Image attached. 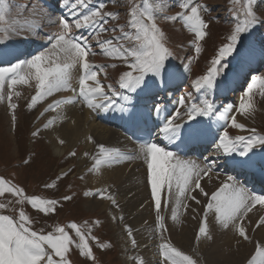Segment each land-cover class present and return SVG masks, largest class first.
<instances>
[{"label": "rangeland", "instance_id": "rangeland-1", "mask_svg": "<svg viewBox=\"0 0 264 264\" xmlns=\"http://www.w3.org/2000/svg\"><path fill=\"white\" fill-rule=\"evenodd\" d=\"M196 2L207 6V10H203L201 16L202 19L208 22L205 39L196 41V44L200 47L199 53L195 51V45L193 44L195 36L187 29L183 21L177 20L171 22L165 19L166 16L176 15L184 11L178 6L179 0H116V2H113V0H91L90 3H87L86 7H80L77 11L83 13L87 10H91L92 12L104 4L102 11L119 13L116 19H109V22L104 25V27L108 28V31L101 34V37L103 39H113L114 43H124L125 46L132 47L138 46L139 41L133 40L131 44H128L126 41L118 40L120 32L117 26L125 25V31L134 33L135 29L128 26L131 21L130 10L136 5H139L141 8L147 5L155 17L157 27L165 34V46L172 53L171 58L166 61V68L170 69L172 67V70H175V68L178 67L177 69L179 71L189 65V60H191V58L194 60V63L196 62L197 70L190 72L189 78L186 80V85L188 84L190 87L189 92L193 94V82L200 76L207 74L208 69L212 67L211 61L217 57L221 47L232 43L230 36L236 33L238 27L243 29V31L236 33L238 39L233 45L232 52L224 56L221 60V65L217 66V71L220 73L218 81L227 80L228 76L235 72L240 64H244L245 60H240V58H242L241 52L245 43L249 41H246L249 35L254 34L256 40H258L260 44H264V15H261V12H264V0H196ZM35 3V0H2V6L5 8V19L0 21V42L6 41V43H0V45H2L5 50L9 49L10 51L7 54L12 55L11 52H14V50H11V48L18 49L21 45L30 48L32 43H42L44 49H42L41 52L46 54V59L41 62V68H48L50 64L52 66L53 64L51 62L54 61H61L58 63L63 65V55L59 53L51 54V43L46 34H42L46 33V31L50 33V29H52L51 34L59 32V19H57V15L54 13L48 14L39 3H36L37 5H35ZM40 4H43L42 0H40ZM249 10H251L252 15L248 14ZM51 16L55 19L54 24L56 25L54 27L47 26L51 24ZM95 47L96 45H94V48ZM98 50L99 48H96V55H92L91 59L88 60L93 65L99 63L100 66H103V71H99L101 79L104 74L110 76L118 75L120 77L126 71H133V69L127 66V64L133 62L132 57H129L126 63L122 58L110 57ZM0 54L3 53L0 52ZM21 58H23V56H21ZM18 62L24 61H16L15 63ZM9 65L10 64L0 67H9ZM112 65L116 66L113 67ZM114 68L118 70L115 72L113 70ZM261 68H263V66ZM24 69L22 75H25L26 83H17L13 85L11 89L5 84L4 88L0 89V92L4 95V99L0 100V178L8 182L3 186L5 189L15 185L23 190L24 196L55 199L58 203L53 213L45 214L34 209L27 200H24L22 204H17L16 200L19 199V197L5 191L0 194V203H5L8 207L0 209V215H8L16 221L19 217V211L23 210L30 218V222L25 225L30 231H36L38 235H47L53 233L56 226H61L65 227L73 240L78 242L75 232L67 228V225L70 223H77L78 226H81L82 231L85 232L86 242L95 259L85 258L80 255L74 243L70 246L69 253L66 254L69 259V264H125L124 261L127 255L124 253L127 251L129 257L133 259L130 263L134 261L138 264V260L135 258H142L146 262V255H143L142 251L140 252V250L137 249L140 230L136 231L137 228L132 226L134 225L133 220H130V216L126 213L128 206L131 205L141 210H145L146 204L149 207L153 206L152 212H149L150 218L152 217V219L153 214H157V211H159L160 215H162V211H166L165 222H162L163 220H155V227L159 231L158 245L161 246V244L165 243L163 242V231L159 228V224L165 223L167 226L168 216H172L173 209L176 208L178 211V207H182L183 205H185L182 211V216H184L190 204L195 201V199H192L195 195L192 194L195 189L198 190L199 188L193 187L194 189L190 191L191 194L187 202H182L177 206L174 200V203L171 205V200L169 202V199L170 196L172 198V195L169 194L168 181H165L161 185V205L160 208L157 209L154 198L150 196L151 189L147 181V167L146 170L143 171L144 177H135L133 172L135 162L128 158L121 160L119 163H102L97 171L89 172V169L94 164V158L99 156V147L94 140L89 142L90 149L83 150L80 154L77 152L75 156H72L70 153L74 151L67 148L62 157L58 156L54 147L46 141L43 131L41 130L44 124L47 123L45 119L47 114L45 113L44 116L40 115L44 112V109L47 108L45 105L46 99L43 98L37 101L32 109H28L27 107L31 102V98L36 94L37 81L35 79V69H29L26 65ZM262 70L263 71L260 72V78H264V69ZM27 72L31 73V79H28L26 75ZM133 75H136L135 71H133ZM243 83L245 84H243L242 89L246 91L248 86H246V89L244 86L249 83ZM114 84L113 87L115 89L113 91L120 96V93L117 91L120 89L119 82H114ZM253 90H257L256 97L258 98L259 104L263 105L264 96L260 95V92L264 91V88L257 83V86ZM10 91L19 93L18 96H12V102L17 104L15 110L9 107L7 95ZM217 91L221 92L222 90ZM13 112L16 117L15 121L12 119ZM54 112H56V108ZM255 118L256 117H254V120ZM39 120H42V123L39 124ZM38 129L40 130L39 135L33 137L32 132ZM253 130L259 134L256 132L253 133ZM253 130L246 138L254 134L257 135H255L256 137H260V134H264V116L255 120ZM255 136L254 138H256ZM259 148L264 150V145L255 143L254 147L251 149ZM85 153H87V155H85ZM124 155L128 157L127 154ZM26 159L30 161L27 165L24 164V160ZM69 169H71L70 172ZM65 172H68V175L64 176L62 180H57V177ZM213 173L220 174L221 172L215 171ZM206 174L200 178V187L203 179L207 177L209 173ZM53 181H56V187H45L46 184L52 183ZM97 189H107L108 191L104 196L106 197L109 194L113 195L117 200L118 206L112 205L110 200L103 197L84 195L85 192L89 191L94 193ZM220 190L221 189L218 188L214 193ZM65 196H71L72 199L64 200L63 198ZM211 198V200H213V195ZM143 199L145 200L142 203ZM201 200L205 205L202 209L204 211L201 225L206 218L207 227V219L211 212L215 210V207L209 208L208 205L211 204V202L204 201V199ZM86 201L91 203L92 207L87 208ZM93 201L103 207L105 213L100 212L95 203L93 205ZM202 201L200 204H202ZM170 208L173 209L170 210L169 213ZM199 208L201 210L200 205ZM254 211L255 209L251 213ZM199 212L200 211L197 213V222L199 219ZM251 213L240 220V225L242 226L244 224L243 227L249 230L247 235H251L252 237V234H255L258 230L256 224L259 219H257L255 223H253L254 221L252 220H247ZM176 214L180 216L181 211ZM113 217H115V219H113ZM85 225H87V227H84ZM126 226L130 227L131 230L133 229L132 237L128 236ZM135 226L137 227L138 225ZM199 227L200 226H198V229ZM89 228L91 229L90 233L88 232ZM121 233H124L123 236L127 242L125 247H127V249L123 247V244H121L117 239L118 237H116ZM93 236L96 237V239H91ZM132 238L136 240L135 247H133L131 243ZM98 243H109L111 247L100 248L98 247ZM249 243L253 244L254 250L252 255L250 254L248 256L245 264H249V261L255 255L257 244H260L257 238H250ZM195 244L197 245V242ZM237 246L236 244L235 249L238 248ZM53 258L59 260V257L54 256Z\"/></svg>", "mask_w": 264, "mask_h": 264}, {"label": "snow or ice", "instance_id": "snow-or-ice-1", "mask_svg": "<svg viewBox=\"0 0 264 264\" xmlns=\"http://www.w3.org/2000/svg\"><path fill=\"white\" fill-rule=\"evenodd\" d=\"M91 0H61L63 7L70 10V14L76 17L72 22L61 16L58 21L60 31L55 34H49L48 40L51 43V54H62L67 58L66 63L62 66L56 63L54 67L41 68V62L46 59V54L41 52L38 55L33 56L30 60L24 62H18L10 64L9 67L0 68V89H3L5 84L11 89L13 85L17 83H26L24 72V66L29 69H35V79L37 81L36 94L31 98V102L27 105L28 109H32L36 105L37 101L44 97L52 95L53 92L63 89H71L76 95L83 98V101L93 111L106 107L104 103H93V96H100L104 101H109V96L103 91L100 81L98 80V72L103 71V66L93 65L89 62L88 57L90 55H96L92 46L88 43L89 39H95L96 46L100 52L110 57L122 58L126 63L129 57L133 58L131 64H127L128 67L135 71L136 75H133V71H126L119 77V87L121 89L128 90L129 93L135 92L137 88L141 91L149 90L155 86V81H150L151 77H159V82L163 84L164 74L166 68V61H168L172 53L165 46V34L157 27L155 17L152 11L147 5L141 8L136 5L131 8L130 15L131 21L128 25L135 32L125 31V25H118L120 36L118 40L126 41L131 44L133 40L139 41L138 46L127 47L124 43H114L113 39H103L101 34L108 31V28L104 27L109 22V19H116L119 16L117 12H104L102 11L104 5H101L99 9L90 12L89 14L81 15L77 9L80 7H86L87 3ZM116 2V0H113ZM181 9L180 13L176 15L166 16L165 19L171 22L177 20L183 21L187 29L194 34L195 51L200 52V47L196 44V41H202L205 39L208 29V22L202 19L201 12L207 10L206 5H202L196 0H179ZM249 15H252L249 10ZM264 15V12H261ZM5 19V8L2 6V0H0V21ZM98 26V30L92 35V37L77 38L73 29L80 30ZM115 30V29H113ZM243 29L237 28L236 33L242 32ZM234 33L230 36L232 43L225 45L219 49V53L215 59L211 61L212 67L207 71L206 75H202L197 78L192 87L197 91L211 90L215 87L217 66L221 65V60L224 56L230 54L233 49V45L238 39V35ZM0 43H6L0 42ZM76 65H80L82 73L79 77V91L72 88L71 80L73 78V69ZM115 67L116 65H112ZM28 79H31V73H26ZM89 81H94L96 86H89ZM257 83L264 88V78L253 76L251 83L248 84L247 91L244 97L241 98V102L238 106L240 114L244 115L252 108L250 94L257 86ZM111 89V85L108 86ZM18 96L19 93L9 92L7 99L9 101V107L12 110L17 108V104L12 102V96ZM115 96L117 93L112 92ZM260 95L264 96V91L260 92ZM192 93L189 92L186 96H182L178 104L185 106V113L177 111L172 117L166 120L163 127L159 129V134L164 138H171L178 134L183 126V123L177 121L182 119L183 115H186L188 120L194 119L198 115H208L214 111L212 102L208 99L202 101V105H198L195 101L191 104H186V99L191 98ZM245 97L248 99L246 100ZM4 99V95L0 92V100ZM125 101L129 100L128 96L123 97ZM74 97H70L67 100H53L48 104L40 115L44 116L45 113L50 110H54L55 107L65 103H73ZM130 104L128 105V107ZM161 105H156L154 112L159 115L161 111ZM124 109L122 108L121 111ZM233 111L231 105L225 107L224 112L221 114V118L225 120L226 127L230 120V126L235 129H245L244 124L237 123L236 117L230 115ZM13 121L16 120L15 113L13 112ZM53 120H48L44 124V128L47 129L53 124ZM39 129L32 132V136L39 135ZM255 133V130H253ZM91 141L93 138L88 137ZM63 143V141H61ZM244 145L243 151H240L241 155L247 153V151L254 147L255 143L264 144V136L256 137L249 136H236L234 138L229 137L227 130L223 131L220 136L218 149H222L225 154H231L236 151L237 144ZM144 149L146 150V156L148 157L147 181L151 185V195L155 200V206L157 209L161 205V185L168 181L169 194L175 195V203L179 206L182 203L181 198H186L185 194L191 191L192 186L200 188V178L211 170L212 163L214 161L208 160L204 167H200L194 161H181L177 160L175 164L167 163L170 157L173 156L172 152L166 151L155 142L144 143ZM70 155L75 156L76 153L72 152ZM87 155V153H85ZM129 157L122 154L117 149H107L104 146H100L99 156L94 158V164L89 169V172L97 171L102 163L113 164L119 163L121 160L128 159ZM29 160H24V164H29ZM71 169H69V172ZM68 172L63 173L57 177V180H62L64 176H67ZM231 179V177H229ZM8 183L3 178H0V194L5 191L12 193L19 197L16 200L17 204H22L24 200H27L31 206L39 212L49 214L56 210L58 201L55 199H43L39 197H27L23 195V190L15 185L5 189L3 186ZM173 183H175L176 191L173 192ZM46 188L56 187V181L46 184ZM201 192L203 189L200 188ZM107 189H97L96 192H85V196L103 197L111 201L112 205L118 206L117 200L113 195L109 194L106 197L104 194ZM64 200H71V196H65ZM195 199V197H192ZM198 202V201H197ZM264 205V196L249 195L246 194L243 189L237 188L235 185H227L213 194V203L208 207H215V211L218 214L217 219L220 225L224 229H228L229 226H233L238 232L239 237L244 241H249L250 238L247 235L246 229L239 224V221L247 217L248 213L252 211V208L257 204ZM8 205L0 203V209L7 208ZM177 209L174 208L172 212V218L176 219ZM115 219V217H113ZM157 219L161 220L159 211H157ZM30 222L29 216L23 211H19L18 220L14 221L13 218L8 215H0V264H69V259L66 254L69 253L70 246L75 243V247L79 250L80 255L85 258L95 259L92 251L89 249V245L86 242V234L82 231L81 226L72 222L67 225V228L75 232V236L78 238V242L74 241L66 231L65 227L56 226L53 233L47 235L39 234L36 231H30L25 225ZM84 227H87L85 225ZM164 224L160 223L159 228L164 230ZM256 227H264V216H260L256 224ZM126 230L129 237H132V230L126 226ZM91 229H88L90 233ZM212 235L206 227L205 221L198 229V234L195 236L197 242L212 240ZM96 239V237H91ZM133 247L136 246V240L131 239ZM100 248H109V243H98ZM161 254L163 256V264H196L190 256L184 255L182 252L174 247H170L167 243L161 245ZM59 257V260H55L53 257ZM138 264H146L142 258H136ZM249 264H264V245L257 244L255 249V255L249 261Z\"/></svg>", "mask_w": 264, "mask_h": 264}, {"label": "bare ground", "instance_id": "bare-ground-1", "mask_svg": "<svg viewBox=\"0 0 264 264\" xmlns=\"http://www.w3.org/2000/svg\"><path fill=\"white\" fill-rule=\"evenodd\" d=\"M43 4L40 6L45 9V11L48 14H52L51 11H48L47 8L51 9L50 6L52 5L51 0H42ZM35 5H37L35 3ZM51 24L47 25L48 27H54L56 24H54L55 19L51 16L50 17ZM49 32L46 31V35ZM52 33V29H50V33ZM48 34V35H49ZM55 34V33H54ZM254 35V34H253ZM253 35H250L245 45L243 46V50L241 52L242 54V60H247V62H244V64L235 72L231 73V80L233 82V85L237 86V90L233 92V94H228L227 97L229 100L226 101L225 105L221 104V101H217V98L221 96V94L215 90V92L211 91V94L209 96V101L212 102L214 97H217L214 100L213 107H214V117H215V128L217 131L221 130L222 132L227 130L229 133L230 138H234L236 136H248L251 134V131L253 130V124L256 119L262 118L264 116V104L260 105L257 95V90H253L252 94H250L252 108L249 110L247 114H240L238 111L239 103L241 102V98L244 97L245 92L243 91V83L240 79L241 76L244 75V69L247 68L249 65L250 67L255 68L251 76H256L260 78L259 71H261L263 68L262 66H258V59L259 61L264 56V44H260V42L255 40V37ZM39 39V38H38ZM17 49V48H16ZM19 50L12 51V55H8L7 53L0 54V66L12 64L15 60H18L21 58L22 53H26V46H20L18 47ZM261 58V59H260ZM196 59V58H195ZM62 64L65 62H68L66 58L62 57ZM61 62V61H58ZM57 61L51 62V64L48 67H54ZM60 64V63H59ZM257 65V66H255ZM62 66V65H61ZM187 66V65H186ZM178 68V67H177ZM184 68V67H183ZM115 72L118 70L117 68L113 69ZM197 70L196 62L194 63V60L191 58L189 60V65L184 68L183 70L178 71L175 75L172 74L171 77L168 76L167 78L164 77V82L161 84L159 82V77L154 79L155 77L149 78L150 81L154 79L155 86L150 88L146 91H141L140 88H137L136 93L141 94L142 96H150L154 93H161V96H155L154 98L151 96V102H155V105H152L153 109L156 105L160 103H167V105L170 107V111L168 113V117H172L177 111L180 113H185V106H180L178 104L179 99L182 96H186V94L189 92L188 86H182V81L185 79H188V75L190 72H194ZM73 73V78L71 80L72 88L76 90V93L79 91V77H80V65H76L73 69H71ZM258 71V72H257ZM220 76V73L217 71L216 74V80ZM191 77V76H190ZM98 80L100 81V85L103 88V91L108 94L109 101L106 104V107H102L101 112L99 114L100 118H97L94 113H96L97 110L93 111L90 109L87 104L83 101L82 97H79L76 95L71 89H63L60 91L53 92L52 95L44 97L46 99V107L49 103H51L53 100H67L70 97H74L73 103H65L61 104L56 108V112L54 110H50L47 112V117L45 118L48 120H53V124L45 129L44 127L41 128L43 131L44 137L46 138V141L50 143L51 146L54 147L56 150V154L60 157H62L67 148H70L75 153L78 152V154L81 153L83 150L90 149V140L88 137H92L99 147L100 153V146H104L107 149H117L122 154H127L129 157V160L134 161L135 165L133 168V172L135 177L142 178L143 171L146 170L147 163H148V157L146 156V150L140 146L135 145L131 142L130 138L127 136V134L123 131L122 128L125 126L129 129L131 120L133 119V110L130 108L132 105H134L135 98L129 97L128 101H125L122 97L119 96V94L115 95V97L112 95L113 90L115 89L113 86L115 85L114 82H119V76H110L108 74H104L103 78L101 79L100 73L98 72ZM89 86L95 87L96 84L94 81H89ZM216 83V82H215ZM251 83V82H250ZM249 83V84H250ZM111 85V89L108 87ZM248 85V84H247ZM227 88V87H226ZM224 91V88L223 90ZM120 93V92H119ZM226 93V92H225ZM165 94V96H163ZM117 96V97H116ZM114 98H117L115 100ZM193 98L186 99V104H190L191 100ZM247 100L248 98L245 97ZM42 100V99H41ZM93 103H102L104 102V99L100 96H93L92 97ZM146 102V100L137 101V103ZM223 103V102H222ZM130 106L128 107V105ZM198 105L203 106L202 103H199ZM231 105L233 108V111L230 113V115H234L236 117L237 123L244 124L245 129H235L230 126V120L228 121V126L226 127V122L224 119L221 118V110L220 108L222 106L227 107ZM261 106V107H260ZM54 108V109H55ZM124 109L121 111V109ZM148 109H151L149 106ZM224 110V109H223ZM116 112V117L113 116V114ZM187 117L186 115L182 116V119L177 121L178 123H181L184 118ZM254 117L255 120H254ZM113 120H118L121 122L122 128L121 130L115 128V126L112 124ZM105 121V123H103ZM42 123V120H39V124ZM159 132V131H158ZM159 134V133H158ZM160 135V134H159ZM161 136V135H160ZM182 134L181 131L176 134L175 136L171 138H164L161 136L162 141V148H164L166 151H169L168 149L173 146L176 142L182 140ZM210 139V138H208ZM63 141V143H61ZM202 140H199V142ZM219 143V142H218ZM217 144H215L213 147L209 149L210 154L206 157L207 161L212 160L214 163H212L211 170L208 171V176L205 177L202 181V185L200 188L203 189V192H201L200 188L197 190L195 189L194 193L192 195H195V201L190 204L189 209L185 213L184 216H182L183 211V205L182 207H178V211H181V215L177 216L174 220L172 216H168L167 226L164 224V230H163V237L164 243H167L169 246H172L182 252L184 255L190 256L193 260L196 261V264H245L246 260L248 259V256L251 254L254 250L253 244L249 242L243 241L242 238L238 236V233L236 229L233 226H229L228 229H224L221 227L220 222L217 219L218 214L215 210H213L210 214V216L207 219V229L209 230L210 234L212 235V240L208 241H202L197 242L195 240V236L197 235L198 226H201V219L203 217V201L201 199H204V201H210L211 204L213 203V200H211L212 195L215 190L222 189L225 184L227 185H234L235 182H232V175L229 171V167H223L224 162L222 161V156H229V154H225L222 149L217 148ZM264 145V144H261ZM84 147V149H83ZM240 147H243L241 144H237V152ZM245 148V147H244ZM257 154L260 156V165L264 166V150L263 149H249L246 154ZM147 158V159H146ZM177 160H181L180 158L174 159V157H170L167 163L175 164ZM193 161V160H188ZM207 161L202 162H196L200 167H204ZM118 170V169H117ZM215 171H220V174L213 173ZM126 171V170H124ZM120 172V171H118ZM255 175L253 179H256L257 184H264V176ZM203 176V175H202ZM231 177L230 180L228 178ZM246 183L245 179L241 181V183L237 187L239 188L243 186V184ZM172 191L175 192V183H173ZM194 185L192 186V189ZM191 189V190H192ZM150 194V193H149ZM190 191L185 194L186 198H181L182 202H187ZM151 196V194H150ZM152 197V196H151ZM166 198V197H165ZM176 199L175 195H172V198L170 196L169 202L171 200V205L174 203V200ZM145 199H143L142 203ZM198 201V202H197ZM202 201V204L200 202ZM197 202V203H195ZM93 205L97 206V209L105 213L103 211V207H101L98 203L92 202ZM87 208L92 207L91 203H88L86 201ZM90 204V205H88ZM199 205L201 206V210L199 208ZM153 206H148L146 204L145 210H141L137 207H132L131 205L128 206L127 214L130 216L129 219L133 220V227L137 228L136 231L140 230L139 234V242L137 249L142 251L143 255H146V264H163V256L161 254V246L158 245V236L159 231L155 227L156 223L155 220L157 219V214H153L150 218V213L152 212ZM213 208V207H212ZM150 209V210H149ZM173 208L169 209L172 210ZM199 212V219L198 222L197 219V213ZM150 212V213H149ZM166 211H162L161 220L162 222H165V214ZM264 215V205H260L259 208H256L253 213L248 217L247 220L256 222L257 219H259L260 216ZM183 217V218H182ZM165 219V220H164ZM160 221V220H158ZM240 222V221H239ZM252 223V222H251ZM135 225H138L137 227ZM244 225V224H243ZM242 225V226H243ZM141 228H140V227ZM133 230V229H132ZM121 232V231H120ZM248 233L249 230H246ZM124 233L118 234L116 237L117 239L123 244V247H125V244L127 243L125 240V237L123 236ZM162 236V235H161ZM251 239H258V242L262 245H264V227H259L255 234H252L249 236ZM197 242V245L195 244ZM238 245L237 249H235V245ZM162 245V244H161ZM129 250V249H128ZM123 251V250H122ZM127 255L125 257V264H135L136 262H132V258L129 257L128 251L124 253ZM138 257V256H137ZM136 259V258H135ZM137 264V263H136Z\"/></svg>", "mask_w": 264, "mask_h": 264}]
</instances>
